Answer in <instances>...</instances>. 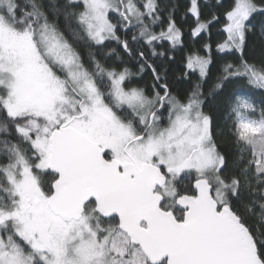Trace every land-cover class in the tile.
Instances as JSON below:
<instances>
[{
    "label": "snow or ice",
    "instance_id": "6c2138e0",
    "mask_svg": "<svg viewBox=\"0 0 264 264\" xmlns=\"http://www.w3.org/2000/svg\"><path fill=\"white\" fill-rule=\"evenodd\" d=\"M177 7L0 0V264H264V0H216L224 55L213 77L211 44L188 54L183 94L152 62L183 46Z\"/></svg>",
    "mask_w": 264,
    "mask_h": 264
},
{
    "label": "trees",
    "instance_id": "16d2710c",
    "mask_svg": "<svg viewBox=\"0 0 264 264\" xmlns=\"http://www.w3.org/2000/svg\"><path fill=\"white\" fill-rule=\"evenodd\" d=\"M178 7L175 13V18L178 24L183 29V46H177L176 49H170L169 42H163V47H160L161 42H157V51H165L167 52V56H154L152 57V62L157 67V69L165 74L168 78V82L173 85L174 91L177 89L181 94H183L186 90H188L191 86V83L196 80V75L191 76V80H185L184 72H185V57L192 53L198 52L200 55H206L207 51L204 49V44L212 45V56L214 61L213 65H211L212 75L213 77L216 74L217 68L219 67V57L223 56V53H219L216 49V45L222 42L226 38V34L222 31V24L224 23V18L221 15L223 9L216 8V0H200L201 4L207 2L210 7H205L202 9V19L209 18V13L211 11H215L217 15H220V23H215L210 26V28L203 32L199 37H192L190 32L193 27H195V18L188 14L185 16L187 12V8L189 6V0H172ZM222 2L227 5L230 3V0H222ZM114 15V14H113ZM264 20V17L257 16L256 23L259 25V22ZM159 31V29H156ZM122 36L123 32L120 33ZM259 27L257 28V34L255 36H251L249 38L250 45L256 44L257 51L258 49V37ZM107 48L104 51H107L110 48H116L119 51V46L115 42H106ZM173 57L169 59L168 57ZM227 59H234L232 56H228ZM125 60L129 61L128 66L132 68L133 72L137 71L135 66V62L129 60L128 57H125ZM152 73L151 71H146L138 76H134L132 79V86L145 87L146 89H150L152 84ZM252 99L257 104L258 107L264 106V92L254 91L252 93ZM225 107L217 108L214 110V123L217 129H222L223 134H217L216 140L217 143L221 146V151H229L231 149V137L228 135V126L230 125L229 121L225 120L226 110Z\"/></svg>",
    "mask_w": 264,
    "mask_h": 264
}]
</instances>
